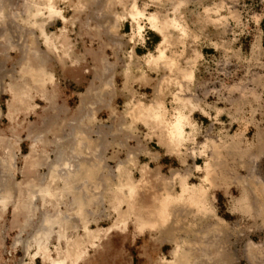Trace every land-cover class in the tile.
Masks as SVG:
<instances>
[{"label":"rangeland","instance_id":"1","mask_svg":"<svg viewBox=\"0 0 264 264\" xmlns=\"http://www.w3.org/2000/svg\"><path fill=\"white\" fill-rule=\"evenodd\" d=\"M24 1L30 0H23L21 3ZM44 1L41 2L42 5L45 4ZM55 2L61 5L60 2L67 1ZM134 2H137V7L146 14L157 15L160 23L175 20L182 27H172L166 32L167 43L164 48L167 50V58L161 61L163 64H149L148 58L139 57L133 50L138 41L132 40L138 36L136 33L139 31L136 22L129 17ZM179 6L180 9L176 11L175 8ZM64 7L65 16H68L65 18L70 21L67 36L57 33V27L62 25L57 23L56 19L50 21V24L39 20L38 25L32 26L24 17L23 24L26 27L39 30V25L44 23L46 32L49 36L53 35L61 53L59 56L50 50L40 32L36 40L29 41L28 45L34 44L44 52L42 62L33 61L37 63L30 65L40 68L44 65L43 60H47L45 56L50 57L45 67L49 74L54 76V86L52 84L50 86L53 87H46L48 90L45 89L47 93H44L25 74H22V83L8 86L6 93L0 98V107L6 117L0 125V156H4L5 147L14 135L27 136L28 132L36 133L49 128L56 131L54 134L61 133L62 136L55 135L60 142H54L48 147L52 152L46 149L50 154L42 151L44 156L51 155L53 162V151L55 148H61L62 143V146L69 150L75 146L78 149L84 146L75 144L76 136L73 131L79 133L81 129L85 132L88 129H102L103 132L109 133L117 130L119 137H104V144L109 146L111 143V149L117 147L115 152L108 156V162L113 169L119 170L121 165L123 169L120 173L117 171L113 178L102 179L98 178L102 176L100 165V169L98 165L89 167L87 170H98L96 177L93 176L87 183L84 176L85 183L79 182L76 186L72 184L76 189L73 194L64 190L65 184L49 178L45 186L54 184L53 188L61 190L62 195L60 193L59 199L48 203L39 198L33 205L36 208L32 210H24L18 204H24V201L29 199L27 184L43 187L38 181L32 183L30 178L23 183L19 192H10V204L6 209L0 199V264H50L44 258L38 261L33 259L39 252L34 239L42 236L43 240V237H46L41 225L47 215L53 219L64 220L62 227L56 225L57 233L52 234L49 239L50 256L56 260H64L67 250L75 253L78 250L76 245L79 244L82 250H89V256L79 264H164L165 260H174L173 254L178 246L185 248L190 243L209 245L211 248L223 247L227 255H220L222 259L217 257L218 254L213 248L209 252L214 261L212 264H252L248 257L249 245L253 244L256 247L252 249V261L254 264H264V0H68ZM23 8L20 7L21 12L27 11ZM114 14L126 18L123 23H118L119 28L112 30L113 26H117L114 25ZM3 26L5 27L2 20L0 28ZM141 26L142 31L145 29L147 33L154 31L160 34L147 20L141 21ZM142 31L139 34L141 36ZM7 33L6 36L4 33V36H1L0 29V60L4 59L2 54L6 52L9 43ZM163 37L162 35L164 41ZM71 48L72 51L77 50V55L66 60L63 53L70 52ZM19 50L21 49H13L11 60L14 63L19 59ZM93 50L99 56L97 70H92V67L97 66L96 59L95 62L93 60ZM158 55L160 54L157 49L153 56ZM201 59L202 62L198 65L196 62ZM192 63L195 67L198 65L196 76L195 67H191ZM82 66L85 67L84 72L88 71L83 73V83L78 85L67 80L66 91H61L59 75L55 77L54 73L62 74L66 69L76 71V68ZM107 66L111 69L106 70ZM144 68L151 70L148 83L143 81L140 73H136ZM112 70L116 76L115 84L112 89L107 90L104 89L109 86L108 78L105 77H111ZM26 89L31 90L29 92L32 97L25 100V105L19 106L16 94L23 93ZM94 90L106 94V104L96 109L97 119L92 121V105L88 104L94 98ZM35 91L40 93L38 98ZM178 94L186 102L185 106L177 102ZM109 99H113V104L108 105ZM84 103L89 107L88 112L83 110ZM191 103L195 107L194 110ZM141 104L145 108H159L164 112L165 121H146V112L143 111H137V118L134 119L131 115L132 109H137ZM178 109L183 115L191 118L189 124L185 125L186 140L180 149L174 148L175 140L170 135ZM16 110L20 111L19 123L16 120L13 122L9 117L15 114ZM85 116L88 119L83 121ZM45 117H48L46 123L43 122ZM159 122L162 125H159ZM236 136H241L240 149L248 153L245 158L233 151L231 144L238 142L233 139ZM112 139H117V142L112 143ZM125 139H128V142ZM218 149L222 152V158L215 162L218 169L213 177L206 179V168L212 166L213 155ZM27 151L28 148L24 147L23 152ZM29 164L31 165V162L26 163L25 167L23 164L20 166L24 171L27 170L28 174ZM47 171L48 167L37 169L38 175L42 176L48 174ZM128 173L139 192L134 200H131L132 197L128 193L130 197L125 199L121 215L118 216L114 209V198H122L118 189L121 182H129ZM120 175L122 180L119 179ZM181 183H188L190 187L197 188L194 203L200 201V188H204L208 203L214 206L218 216L225 221V227H218L211 217L196 215L194 209L184 207L187 204L182 202L183 204L171 208L168 225L162 227L161 222H158L159 229H147L140 233L133 213L144 209L146 218L148 213H152L153 220L159 221V203L169 193L179 196L183 187ZM92 192L98 198L97 204L104 202L101 204L104 208L97 206L96 200L86 197ZM243 194L249 195V214L235 210ZM78 195L80 202L75 200ZM89 200H92V204H89ZM78 203L84 204L82 215ZM132 205L137 206L134 208ZM125 219L127 232L116 230V226L124 229L122 224ZM85 224L92 232H104L114 228L110 235L102 233L100 241H97L98 247L93 249L86 237ZM60 231L65 238L59 239L57 234ZM42 254L43 251L39 256ZM66 264L72 263L67 261Z\"/></svg>","mask_w":264,"mask_h":264},{"label":"bare ground","instance_id":"2","mask_svg":"<svg viewBox=\"0 0 264 264\" xmlns=\"http://www.w3.org/2000/svg\"><path fill=\"white\" fill-rule=\"evenodd\" d=\"M75 1V0H74ZM102 1V0H101ZM107 1V0H106ZM110 2V0H108ZM127 1V0H126ZM130 1V0H129ZM40 2V1H38ZM20 3V2H19ZM75 3V2H74ZM86 3V2H85ZM100 3V1H99ZM98 3V4H99ZM102 3V2H101ZM104 3V2H103ZM125 3V2H124ZM109 4V3H108ZM5 5V4H3ZM73 5V4H72ZM87 5V3H86ZM85 5V6H86ZM112 5V4H110ZM84 6V7H85ZM116 6V5H115ZM124 6V5H123ZM126 6V5H125ZM109 7V6H107ZM106 7V8H107ZM128 7V6H126ZM59 9H61L59 7ZM58 8H56L54 5H53V0H48V3L46 4H43V6H40L39 4H37L34 0L28 4V7L27 9V20L30 21V25H35L37 24L38 25V20L39 18H46V19H49V20H52L54 19L55 17H58V18H61L63 21H65V17L63 16V11L62 10H59ZM65 9V8H64ZM74 9V8H73ZM86 9V8H85ZM180 9V6L178 8H175L176 11H178ZM24 10V11H25ZM109 10V9H108ZM107 11V10H106ZM111 12V11H110ZM4 11H2V9H0V18L3 15ZM99 14V13H98ZM108 14V13H107ZM115 17H116V22L114 25H117V26H113L111 29H117L119 28L118 27V23H123V21L125 20L126 17H120L119 14H114ZM98 16V15H97ZM127 16V15H126ZM175 16V15H174ZM68 17V16H66ZM129 17H131V19L134 20V22H136V25H137V29L139 30L138 32L141 33L142 31V26H141V21H144V20H147L149 22V24L151 25L152 28H154L157 32H159L161 34V36L163 35V39L164 41L162 42V44L160 45L161 47L159 48V51H158V56H149L148 59H147V63L149 64H157V65H160V62L164 59L167 58V53H166V49L164 48V45L165 43H167V35H166V32L169 30V28H172V27H178V28H182L180 27L181 25L178 24V22H176L175 20H171L167 23H160L159 19H158V16L155 15V14H146V12H144L143 10L139 9V7H137V2H134L132 4V7H131V10H130V13H129ZM114 18V17H113ZM176 18V17H175ZM71 19V18H70ZM106 19V18H105ZM108 20V19H107ZM69 21V20H68ZM67 21V22H68ZM106 21V20H105ZM112 21V20H111ZM110 21V22H111ZM179 21V20H177ZM108 22V21H107ZM186 22V21H185ZM25 23V22H24ZM106 23V22H105ZM50 24V23H49ZM133 24V23H132ZM109 27V26H108ZM107 28V27H106ZM1 29V28H0ZM105 30V29H104ZM107 30V29H106ZM105 30V31H106ZM175 30V28H174ZM188 30V29H187ZM39 31L41 32V37L42 39L45 41V45L52 51H54L56 54H60L61 53V49L59 46H57L55 44V40H53V37L49 36L46 32V25L44 23L40 24L39 25ZM109 31V30H108ZM115 31V30H114ZM137 31V30H136ZM110 32V31H109ZM118 32V31H117ZM177 32V30H176ZM189 33V31H188ZM113 34V33H112ZM117 34V33H116ZM119 34V33H118ZM137 34V33H136ZM185 35H187V32L184 33ZM56 35V33H55ZM176 35V33H175ZM111 36V35H110ZM113 36V35H112ZM115 37V36H114ZM187 39V38H186ZM39 40V38H38ZM32 41V40H31ZM122 41V40H121ZM178 41V40H177ZM69 42V41H68ZM39 43V42H38ZM41 44V43H39ZM185 44V42H184ZM182 45V44H181ZM40 46V45H39ZM164 48V50H163ZM185 48V47H184ZM27 49V47H26ZM40 49V48H39ZM42 50V49H41ZM45 51V50H44ZM74 52V51H73ZM49 54V53H48ZM54 54V53H53ZM52 54V55H53ZM65 57H66V60L67 59H71V55L67 52V53H64ZM135 55V54H134ZM36 56H41V55H36ZM56 57V55H54ZM50 60V59H49ZM130 60V59H129ZM171 60V59H170ZM44 61V65L41 66L40 68H37L36 69H33L34 67H32L30 64H26L25 65V70L23 69V72L24 74L29 77V79L34 82L36 84V86H38L39 90H42L44 93H47L46 92V86L48 84H54V76L49 74L48 72V69H46L45 67V64H47V62L45 60ZM167 61V60H166ZM42 62V61H41ZM68 63V62H67ZM162 63V62H161ZM174 63V62H173ZM65 64V63H64ZM163 64V63H162ZM161 64V65H162ZM60 65V64H59ZM148 65V64H147ZM177 66V65H176ZM174 66V67H176ZM30 71V72H29ZM29 72V73H28ZM192 72V71H191ZM129 74V73H128ZM24 76V75H23ZM194 76V75H193ZM192 76V77H193ZM191 79V78H190ZM30 86V85H29ZM50 86V85H49ZM30 88V87H29ZM34 88V87H33ZM10 90V89H9ZM48 90V89H47ZM31 91L30 89H26V90H23V93H21L20 95H18L17 97L19 98V100H21V104L22 105H25L26 102L25 100H29L31 98V95H30V92ZM35 94L36 91H35ZM40 93H38L39 95ZM42 94V93H41ZM44 95V94H43ZM55 96V95H54ZM177 97V102H180L183 106H185V101L182 100V98L178 95H176ZM182 96V95H181ZM41 97V96H40ZM35 98V97H34ZM47 98V97H46ZM32 100V99H31ZM187 100V99H186ZM34 102V101H33ZM191 102V100H190ZM160 103V102H159ZM158 103V104H159ZM36 107V106H35ZM135 107H138V106H135ZM134 107V108H135ZM159 107V106H158ZM162 107V106H161ZM191 107L193 108V110L195 109V107L193 106V104L191 103ZM144 108V110H143ZM184 108V107H183ZM186 109V107H185ZM192 110V109H191ZM137 111L141 112L142 111L145 113L146 112V117H145V120L147 121V119L150 121V122H153V120H157V121H162L164 119L165 121V118H164V112H162L159 108H156V107H144L143 104H141L137 109H132V112L133 114L132 117L135 119L137 118ZM177 117H176V122L175 124L170 128V135L171 137L175 140L173 143H174V148H179L181 146H183V143L184 141L186 140L185 137H186V132H185V125L189 124V121H190V117H186L185 115H183L181 113V111L178 109L177 110ZM14 113H18V112H14ZM140 113V114H141ZM129 114V113H128ZM189 115V114H188ZM12 116V115H11ZM145 116V115H144ZM135 121V120H134ZM155 122V121H154ZM153 122V123H154ZM151 124V123H150ZM161 123L159 122V125ZM149 125V123H148ZM162 125V124H161ZM166 125V123H165ZM155 126V125H153ZM157 126V125H156ZM169 126V125H168ZM147 128V127H146ZM156 129V128H155ZM156 131V130H155ZM153 131V132H155ZM165 132V131H164ZM20 133V132H19ZM165 135V134H164ZM188 137V136H187ZM233 139H236L238 140L237 141H234L232 145L233 147V151L235 153H238L239 155H241L242 157L245 158V156L248 155L247 152H244L240 149V145L241 143L239 141H241V136H236L235 138ZM76 144V143H75ZM83 145V144H82ZM170 145V144H169ZM230 145V146H231ZM60 146V145H59ZM229 147V145H228ZM78 151V150H76ZM218 154H217V153ZM215 154L213 155V160L212 161L214 163H212V166L210 167H207L206 169V172H207V178L208 179L209 177H213V174H215V171H217V166L215 165L216 161L221 157V151L218 149L216 150ZM49 154V153H48ZM222 160V159H221ZM48 161V159H47ZM102 161V160H100ZM34 163L37 162V160L35 159L33 161ZM37 166V164H36ZM207 166V164H206ZM214 166V167H213ZM25 167V166H24ZM119 171L122 172V169H123V166H119L118 167ZM54 170L52 171V175L53 177H56L58 180L60 179V174L57 173L60 170L57 169L56 165L54 166L53 168ZM100 169V167H99ZM39 171V170H38ZM98 171V170H97ZM97 171L94 170V169H89L87 170V168L84 167V165L82 164L81 167L79 168V170L71 173L69 172V174L67 175L69 178H63L61 181L64 182L65 184V191L68 193L70 192L71 194L74 193V191H76V189H74V187H72L71 185L74 184L75 186L80 182H84L85 179L88 180L90 178H92L93 176H96L97 174ZM255 172V171H254ZM120 173V172H119ZM256 173V172H255ZM257 174V173H256ZM85 176V179H83ZM121 175L119 176V179L122 180L121 178ZM128 177H129V182L127 181V183H120V187L118 190H120V193L122 195V198H117L115 197L114 198V209L116 211V214L119 216L121 215V208L122 206L124 205V202H125V199L128 197H132L131 200H134L137 195H138V192H139V188L136 186L135 182L132 181V177L130 175V173H128ZM53 180H55V178H53ZM106 180H108L106 178ZM184 181V180H183ZM60 182V181H59ZM94 182V181H93ZM261 182V181H260ZM85 183V182H84ZM89 183V182H88ZM184 183V182H183ZM240 183V182H238ZM182 184V183H181ZM242 184V183H241ZM26 185V184H25ZM45 185V184H44ZM183 185V184H182ZM54 184H51L50 186H37V185H33V184H29L27 186V197H29L28 200L24 201L25 203L23 204V202H18L19 206L21 208H23L24 210H32L34 208H36V206H33L34 205V202L37 201L39 198H41L44 202H47L48 201H52V200H56V198L59 199V195L61 193V190L58 191L56 190V188L54 189L53 188ZM80 186V185H79ZM61 187V186H60ZM97 188V186H96ZM100 188V187H98ZM108 188V187H107ZM58 189V187H57ZM95 189V188H93ZM196 189L195 187H190L187 184L183 185L182 187V193L179 195V196H174L172 194H167L166 197H164L161 202L159 203V210H158V218H159V221L158 220H153L152 218V213H148L147 215V218L145 217L144 215V209H138L137 212L133 213V217H134V220L136 221V224H138L139 226V231L140 233H143L145 230L147 229H151V230H157L159 229L160 225L158 222H161V225L162 227L163 226H166L168 225L169 223V220H170V210L171 208L174 206V205H178V204H183L182 202H185L187 204V206H184V207H187V208H192L194 209L195 213H197L196 215H200V216H207V217H211L212 220H214L216 223H217V226L220 227V228H224L226 223L225 221L220 218L216 212V209L214 208L213 205L209 204L208 203V200H207V194H206V190H204V188H200V195H202V197H200V201L194 203V195L196 193ZM63 190V191H64ZM101 190V189H100ZM99 190V191H100ZM199 190V189H198ZM86 191V190H85ZM19 192V191H18ZM80 192V191H79ZM126 192V194H125ZM12 193V192H11ZM17 193V192H16ZM88 193V192H87ZM104 193V192H103ZM102 193V194H103ZM128 193L130 194V196H128ZM76 194V193H75ZM74 194V195H75ZM78 194V193H77ZM81 194V193H80ZM62 195V193H61ZM64 195V194H63ZM73 195V196H74ZM199 195V194H198ZM76 196V195H75ZM103 196V195H102ZM16 197V196H15ZM87 197V196H86ZM84 197V198H86ZM68 198V197H67ZM83 198V199H84ZM12 199V198H11ZM126 199V200H127ZM196 199V198H195ZM2 200V203L4 205H6L5 209L7 208L9 201H10V197H5ZM21 200V199H19ZM75 200H78L80 202V196L78 195V198L75 199ZM85 200V199H84ZM249 200V195L248 194H243L242 198L239 199L238 203H237V207H235V210H239L240 212L244 213V214H249L251 212V207L249 206V203L250 201ZM23 201V200H22ZM72 201V200H71ZM89 204H92V200H89ZM62 202V201H61ZM52 203V202H51ZM50 203V204H51ZM58 203V202H57ZM56 203V204H57ZM85 203V202H84ZM87 203V202H86ZM30 204V205H29ZM53 204V203H52ZM76 204V203H75ZM88 204V203H87ZM101 204H104L101 203ZM185 204V205H186ZM195 204V205H194ZM37 205V203H36ZM78 207H79V210L81 211V215L83 214L84 212V204H81V203H78L77 204ZM17 206V205H16ZM18 206V207H19ZM49 206V205H48ZM51 206V205H50ZM57 206V205H56ZM76 206V205H75ZM93 206V205H92ZM134 208L137 206V205H132ZM15 207V206H14ZM44 207V206H43ZM72 207V206H71ZM86 207V206H85ZM93 207H97V206H93ZM128 207V206H127ZM62 208V207H61ZM190 208V209H191ZM74 209V208H73ZM72 209V210H73ZM76 209V208H75ZM128 209V208H127ZM16 210V209H15ZM93 210V209H92ZM105 210V209H104ZM22 212V211H21ZM34 212V211H33ZM60 212V211H59ZM73 212V211H72ZM76 212V210H75ZM94 212V211H93ZM28 213V212H27ZM64 214V213H63ZM62 214V215H63ZM73 214V213H72ZM135 214V215H134ZM99 215V214H98ZM60 216V215H59ZM248 216V215H247ZM47 217V219H46ZM43 220H44V224L41 225L42 227V232H44L43 234L46 235V237H43V240L40 238V236L36 239H34V241L36 242L35 245L38 244V248L40 251H43V258L44 260L46 261H49L50 264H66L67 261H70L72 264H79V262H81L84 258H86L88 255V252L89 250H82V248L79 246V244L76 245L77 249L75 253H73L72 251H69L67 250L65 252V259H59V260H56V259H53L51 256H50V251L48 249L49 247V239L52 237L51 235L52 234H55L57 233L55 230L56 229V225H59L60 227H62L63 225V221L64 220H59V219H53L51 218L50 215H47ZM62 217V216H61ZM71 217V216H70ZM254 217V216H253ZM64 218V217H63ZM69 218V217H68ZM126 218V217H125ZM74 219V218H73ZM76 219V218H75ZM84 219V218H83ZM92 219V218H91ZM86 220V219H84ZM96 220V219H94ZM76 222V221H75ZM86 222V221H85ZM93 222V221H92ZM123 224L122 226L124 227L123 228H120L118 226H116V230H122L124 233L127 232V223H126V219L123 220ZM29 224V223H28ZM66 224V223H65ZM88 224V223H87ZM87 224H85V228H86V232H87V240L89 241V243H91V246L93 249L97 248L98 245H97V241L99 242L100 241V236L102 233H104L105 235H110L111 234V231L114 227L112 228H109L108 230L102 232V231H98V232H92L89 227L87 226ZM214 225V227H217ZM77 227V226H76ZM66 228V227H65ZM75 228V227H74ZM64 229V228H63ZM130 229V228H129ZM209 229V228H208ZM60 230V229H59ZM71 230V229H70ZM214 230V229H213ZM35 232V231H34ZM215 232H217L215 230ZM222 232V231H221ZM64 233V232H63ZM59 236V239H62V238H65L64 234L62 235L61 231L59 234H57ZM20 239V238H19ZM65 240V239H64ZM61 241V240H60ZM57 242V241H56ZM76 242V241H75ZM69 243V242H68ZM78 243V242H77ZM58 244V243H57ZM69 245V244H68ZM56 246V245H55ZM57 247V246H56ZM68 247V246H67ZM256 246H254L253 244H250L249 245V257H248V260L249 262H251L252 264H254V256L252 254L253 250L252 249H255ZM213 248V249H212ZM207 246V245H195V244H190L188 243L187 247L185 248H182L180 246L177 247L176 251L174 252V260L169 262L168 260H165L164 261V264H212V262H214L210 256H209V252H211V249L216 252L218 254L217 257H220V255H227L224 251V248L221 246L220 247H215V246ZM68 249V248H67ZM226 249V248H225ZM98 250V249H97ZM99 251V250H98ZM96 252V251H95ZM160 252V251H159ZM97 254V253H96ZM248 254V253H246ZM41 255V254H40ZM203 257H205V259H203ZM212 257V255H211ZM222 259V257H220ZM226 258V257H225ZM32 259V258H31ZM86 262V261H84ZM81 264V263H80Z\"/></svg>","mask_w":264,"mask_h":264},{"label":"built area","instance_id":"3","mask_svg":"<svg viewBox=\"0 0 264 264\" xmlns=\"http://www.w3.org/2000/svg\"><path fill=\"white\" fill-rule=\"evenodd\" d=\"M4 3H5V7L3 5ZM22 4L23 5L21 7H24L23 9L25 8L27 9L29 3L24 1V3ZM19 6L20 4L18 3L17 0H0V9L4 11L3 15L5 14L4 16H2L4 18L2 17L0 18L1 23L3 20L5 25V27L3 26V28H1V33H2L1 36L3 35V33L5 35L7 32H8L7 35H9L8 38L9 43L6 46V52L4 53V55L2 54L4 59L0 60V98L6 93L8 86L11 87V85L13 84H17V83L19 84L23 82L24 77L22 74L24 73L21 70L25 67L24 65L30 63L31 64L37 63L33 61L41 62L42 57L44 56V52L41 51V49L36 48L34 44L32 46L28 45L31 39L36 40L37 34L40 31L33 27H26L23 24V21L25 20L24 17L26 18V20L28 19L26 15L27 11L21 12ZM143 32H146V30L144 29ZM144 34L146 35L147 32ZM1 42L2 40L0 39V43ZM14 48L21 49L19 50L20 55H19V59L17 60V63L12 62L11 60L12 58L11 55L13 53ZM36 55H41V56H36ZM45 58H47L46 61H48V58L50 57L45 56ZM108 68L111 69L110 66H107V68L105 69L107 70ZM113 72L114 70L110 72V74H112L111 77H105V79L108 78L109 86L108 88L106 86V88L104 89L107 90L112 89L111 87H113V84H115L114 80L116 76L115 74H113ZM49 85H47L46 87L48 88ZM36 95H35L36 98H38V94ZM105 96H106L105 93L101 94L99 90L98 91L94 90V98L90 100V103L88 104V105H92L93 107V108L90 107L91 108L90 110L92 111L91 112L92 121L97 119L96 109L106 104V100L104 98ZM84 104H85L84 105L85 108H83V110L88 112L89 107H86V103ZM111 104H113V99H109L108 105ZM18 105L21 106V100L19 99H18ZM15 112L18 113L11 114L12 116L10 115L9 117L13 122L15 120L16 122H18V120H20V116L18 115L20 114V111L16 110ZM86 117L87 116L84 117L83 121L88 119ZM4 118L6 117L4 115L3 109L0 107V125L2 124ZM47 119L48 117H45L43 122L46 123ZM19 125L21 126V128L23 127V125L21 124ZM61 127H63V123L61 124ZM113 128L115 127L113 126ZM55 132L56 131H53L51 130V128H49V130L38 131L36 133L28 132L27 136L14 135L9 139V142L7 143L8 145L5 147L6 150L4 152V156H0V199H3L8 196L10 197L11 191L12 192L19 191L23 183H25L26 180H29V178L32 183L38 181V184L42 186H45L46 185L45 183H48L49 178H51L52 180L53 178H55L56 181H60L62 182V184H64V182L61 180L63 178H69L67 176L69 172L73 173L79 170L82 164L86 168L94 167V165H98V167L101 166L102 176H98V178L104 179L105 177H109V178L115 177V174L118 171V169L112 168L111 163L108 162V156L111 154V152H115L114 149H116L117 147L111 149L113 148L112 147L113 145H111V143L109 146L105 145L104 137H113V138L119 137L120 134L117 133V130L111 131L109 133L103 132L102 129H97V130L88 129L87 132L82 131L81 129L79 133L78 131H73L74 136H76L75 143L83 144L84 146L80 147L79 149L76 148L75 146L72 147V150H69L66 148V146H62L63 143L61 141L62 143L61 148L59 149L55 148V151H53L52 154V156L54 155V161L51 162V155L50 157L49 156L47 157L44 156L43 154L49 153L48 150L52 152V149H48L49 146H52V143L54 144V142L55 143L60 142L57 136H62V134L61 133H59V135L58 133L54 134ZM51 136H53L52 139ZM64 136H66V134L63 135V137ZM116 140L117 139H112L111 141L112 143L113 142L116 143L117 142ZM125 141L128 142V139H125ZM24 147L28 148L27 153L23 152ZM39 154L41 156H39ZM39 157H42V159H40ZM35 159L37 160L36 163L33 162ZM28 161L31 162V165L29 164L30 166L29 174L27 170L24 171L22 167L20 168L22 164L25 166L26 163H29ZM55 165L58 170L61 169V171L57 172L60 174L59 180L56 177L51 176ZM47 167L49 168V171H47L48 174H45L43 176L38 175L37 169L42 170V168H47ZM88 181H90V179L87 180V183ZM28 185L29 184H27V186ZM87 198L96 200L95 201L96 205L97 206L100 205L102 208H104V205L102 206L101 203L97 204L98 198L95 197L94 192H92L91 195L87 194ZM92 216H94V214ZM19 238L21 239V237Z\"/></svg>","mask_w":264,"mask_h":264},{"label":"crops","instance_id":"4","mask_svg":"<svg viewBox=\"0 0 264 264\" xmlns=\"http://www.w3.org/2000/svg\"><path fill=\"white\" fill-rule=\"evenodd\" d=\"M64 32H65V29L63 30ZM68 31L69 30H66V34H64L65 36H67V34H68ZM48 34V33H47ZM138 34V36H135V37H133V39L134 40H132V41H138L137 43H136V47L133 49V50H135V52L136 53H138V55H139V57L141 56V58H148L149 56H153V52H154V54L157 52V49H158V51H159V48L161 47L160 45L162 44V42H163V40H162V36L159 34H156L154 31H150L148 34H144L143 33V31H142V36L141 35H139L140 33L138 32L137 33ZM63 35V36H64ZM136 35V34H135ZM52 37H53V35H52ZM98 39V38H97ZM136 39V40H135ZM142 49V50H141ZM94 51V54H93V60H94V62H95V59H96V65L97 66H95V67H92V70H97L98 69V64H99V61H97V59H98V53L95 51V50H93ZM68 53L72 56V57H75V55H77V50L75 49L74 50V52L72 51V48H71V50H70V52L68 51ZM142 53V54H141ZM57 55H59L60 56V54H57ZM63 55H64V53H63ZM58 56V58L60 59V60H62L61 59V57H59ZM64 57H65V55H64ZM203 58H204V56H203ZM64 59V58H63ZM202 62V59L198 62H196L198 65H199V63H201ZM61 64H64V62H61ZM197 65V66H198ZM197 66L195 67V65L192 63V68L193 67H195V70H194V73H195V76H196V68H197ZM84 66H82L81 68H76L75 70L76 71H74V70H68V69H66L65 71H63L62 72V74H57V72H55L54 73V75H55V77H57L58 75V78L60 79V80H58L59 82H60V85H62L61 87H60V89H61V91L63 90V91H66V89H67V87H66V85H67V80L68 81H74L76 84H78V85H80L81 83H83V75L85 74V73H87L88 71L87 70H85V72H84ZM33 69H36L37 70V68H33ZM101 69V67L99 68V70ZM87 71V72H86ZM30 72V71H29ZM28 72V73H29ZM151 72V70L149 69V70H145V68L144 69H140V70H138V71H136V73H140L141 74V76H142V78H143V81H145V82H149V80H150V78H149V75L151 74L150 73ZM84 73V74H83ZM78 74H80V76H78ZM61 75V76H60ZM195 78V77H194ZM126 80H128V78H126ZM56 82V81H55ZM126 84H128V82L126 81ZM49 85V84H48ZM65 86V87H64ZM50 87H53V86H50ZM21 93H18V94H16V97L18 96V95H20ZM18 98V97H17ZM19 99V98H18ZM68 108V107H67ZM48 249H50L49 247H48ZM50 251V250H49ZM41 252L42 251H40L39 250V252H38V254L33 258L34 259V261H38V260H43V256H39V254H41Z\"/></svg>","mask_w":264,"mask_h":264},{"label":"flooded vegetation","instance_id":"5","mask_svg":"<svg viewBox=\"0 0 264 264\" xmlns=\"http://www.w3.org/2000/svg\"><path fill=\"white\" fill-rule=\"evenodd\" d=\"M18 1V3L20 4V6L19 7H21L23 4L21 3V2H23V0H17ZM33 0H30L28 3H31ZM36 3H39V5L40 6H43L42 5V1H44V0H34ZM38 1H40V2H38ZM65 1H67V2H60L61 3V5H59L57 2H55V0H53V5L56 7V8H58L59 9V7L61 8V7H63V9H59V10H62L63 11V16L64 17H66L65 16V5L66 4H68V0H65ZM41 3V4H40ZM44 3L46 4V3H48V0H45L44 1ZM68 7V6H67ZM54 19H56L57 20V23L58 22H60V24L62 25V26H60V27H57V33H59V35L60 36H63L64 34H66L67 32H66V30H69L68 29V26L70 25V21L69 22H67V20H65V21H63L61 18H58V17H55ZM66 19V18H65ZM39 20H45L48 24L49 23H51L50 21H52L53 22V19L52 20H49V19H46V18H39ZM38 20V21H39ZM72 25V24H71ZM75 25H77V24H75ZM47 26H49V25H47ZM50 27H52V25H50ZM65 29V32L63 31ZM144 33V32H143ZM148 34V33H147ZM52 37V36H51Z\"/></svg>","mask_w":264,"mask_h":264}]
</instances>
